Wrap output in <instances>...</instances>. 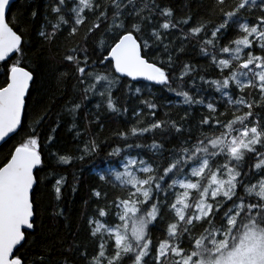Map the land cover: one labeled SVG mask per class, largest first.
<instances>
[{"label":"snow or ice","instance_id":"snow-or-ice-1","mask_svg":"<svg viewBox=\"0 0 264 264\" xmlns=\"http://www.w3.org/2000/svg\"><path fill=\"white\" fill-rule=\"evenodd\" d=\"M9 7L0 0V142H17L0 160V264H46L44 252L31 255L40 173L95 161L104 145L92 125L103 129L101 112L128 113L132 97L142 107L106 144L110 171H96L88 189L93 247L66 251L78 264H264V0H209L198 21L176 18L168 0H53L56 22L38 35L53 44L66 32L72 43L57 71L80 97L64 108L75 153L53 150L59 113L29 120L36 69ZM188 46L207 69L181 60ZM164 93L177 100L160 103ZM93 98L96 113L81 127ZM49 175L57 200L78 190L75 172L71 184L69 174Z\"/></svg>","mask_w":264,"mask_h":264},{"label":"trees","instance_id":"trees-1","mask_svg":"<svg viewBox=\"0 0 264 264\" xmlns=\"http://www.w3.org/2000/svg\"><path fill=\"white\" fill-rule=\"evenodd\" d=\"M53 0H16L11 6L8 13L10 21L18 24L27 34V39L31 46L30 60L32 66L36 69V82L30 87V95L28 96L29 120L34 119L45 112H49L50 116L55 118L59 113L61 127L56 132V144L53 150H67L75 153L77 142L74 141V133L68 131L71 123V117L64 112L65 105L69 99H80V97L72 93L69 83L58 79V69L63 70L59 54L64 47H71L72 43L64 39L67 33L58 35L57 40L53 44L45 43L38 33L40 30H47L49 23H55V16L51 13L50 8ZM173 8L176 18L191 16L193 21H198L205 17L208 11L209 0H168ZM36 16L33 18L32 13ZM59 50V51H58ZM181 60H191L198 63L203 69L208 68L205 58L201 57L198 50H193L188 46L184 53L181 54ZM3 69L0 68V72ZM151 91V88L146 89ZM155 95L160 96L159 92ZM163 99L159 102L166 104L168 100L175 101L177 98L170 94L164 93ZM97 99L93 98L84 101V107L78 114V122L81 127L87 119H91L96 113L95 105ZM128 113L122 116H115L110 113L101 112V121L104 125L101 130L96 125H92L91 134L96 136L99 142L104 145L99 156L95 161L89 160L82 166L72 169L66 168H45L40 173L42 185L37 193L40 202V211L37 217L36 231L33 236L34 244L31 255L39 256L42 252L46 254V264H61L64 259L69 264H78L79 253L73 249L72 253L66 250L69 244H79L81 249L87 247L91 251L93 242L88 238L87 227L85 224V216L91 212V205L85 204L88 200V189L90 184L95 182L96 171H110L107 162L106 152L110 149L106 144H114L113 134L116 131L125 129L126 125L134 123L132 118V109L142 107L136 97H132L127 101ZM163 111H172L174 114L177 108L169 109L165 107ZM199 111H193V123L199 119ZM182 114V113H181ZM178 118V117H177ZM28 122V121H26ZM17 142V138L13 137L0 148V160H2ZM147 143H151L148 140ZM93 163L100 165L99 169L94 168L91 172L80 171V168H91ZM56 171L61 174H69V184L72 183L70 173L75 172L80 175L81 180L77 186V191L72 192L70 188L62 189L61 199L57 200L55 192L52 188L54 177L49 174ZM111 192L112 190L109 189ZM63 210L64 214L54 215L55 211Z\"/></svg>","mask_w":264,"mask_h":264},{"label":"water","instance_id":"water-1","mask_svg":"<svg viewBox=\"0 0 264 264\" xmlns=\"http://www.w3.org/2000/svg\"><path fill=\"white\" fill-rule=\"evenodd\" d=\"M16 2V0H10V7L9 9L7 10V16H8V13L10 11V8L11 6ZM143 83H148V82H143ZM10 139H8L6 142H8ZM6 142H0V148L6 143Z\"/></svg>","mask_w":264,"mask_h":264}]
</instances>
